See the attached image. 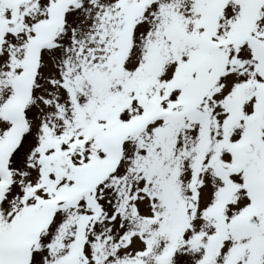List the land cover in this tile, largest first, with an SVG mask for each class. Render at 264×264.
Wrapping results in <instances>:
<instances>
[{
  "label": "snow or ice",
  "instance_id": "6c2138e0",
  "mask_svg": "<svg viewBox=\"0 0 264 264\" xmlns=\"http://www.w3.org/2000/svg\"><path fill=\"white\" fill-rule=\"evenodd\" d=\"M0 264H264V0H0Z\"/></svg>",
  "mask_w": 264,
  "mask_h": 264
}]
</instances>
